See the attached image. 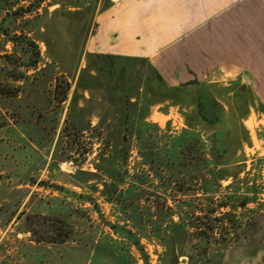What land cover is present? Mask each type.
<instances>
[{
    "label": "rangeland",
    "instance_id": "1",
    "mask_svg": "<svg viewBox=\"0 0 264 264\" xmlns=\"http://www.w3.org/2000/svg\"><path fill=\"white\" fill-rule=\"evenodd\" d=\"M33 1L0 0V264H264V0L160 60L89 46L114 0Z\"/></svg>",
    "mask_w": 264,
    "mask_h": 264
},
{
    "label": "crops",
    "instance_id": "2",
    "mask_svg": "<svg viewBox=\"0 0 264 264\" xmlns=\"http://www.w3.org/2000/svg\"><path fill=\"white\" fill-rule=\"evenodd\" d=\"M244 2L247 0H114L97 14L98 33L89 46L99 53L148 60H160L166 54L167 58L178 54L179 58L188 59L197 53L202 57L208 51V29L213 25L239 26L228 12L239 11ZM260 18L251 17V24H257ZM215 44L218 54V39ZM253 73L248 72L249 89L253 88Z\"/></svg>",
    "mask_w": 264,
    "mask_h": 264
},
{
    "label": "trees",
    "instance_id": "3",
    "mask_svg": "<svg viewBox=\"0 0 264 264\" xmlns=\"http://www.w3.org/2000/svg\"><path fill=\"white\" fill-rule=\"evenodd\" d=\"M39 4V0H34L32 3H30V5L24 7L25 9H21V11L23 12H31L32 10H35L37 8ZM15 12V11H14ZM4 34L7 35L8 41L12 42L13 44L19 43L20 41L22 42H27V43H31L33 44V42L31 41V39L27 36L24 35L23 33H9L7 31H4ZM4 56V58H9L10 55H7V53L3 54L2 57ZM104 56L106 57H114V54H105ZM37 62H38V56L32 58L26 65V71L29 70H34L37 67ZM26 77L25 73H19V75H14L15 80H19V78H24ZM65 92L60 89V86H58V83L55 85V89H54V98L59 101L62 102L65 100Z\"/></svg>",
    "mask_w": 264,
    "mask_h": 264
},
{
    "label": "water",
    "instance_id": "4",
    "mask_svg": "<svg viewBox=\"0 0 264 264\" xmlns=\"http://www.w3.org/2000/svg\"><path fill=\"white\" fill-rule=\"evenodd\" d=\"M248 77V75H244V79H246ZM185 259H182V262H184Z\"/></svg>",
    "mask_w": 264,
    "mask_h": 264
}]
</instances>
